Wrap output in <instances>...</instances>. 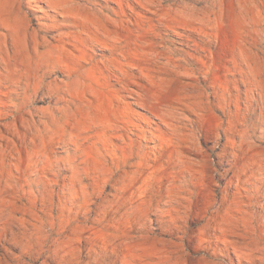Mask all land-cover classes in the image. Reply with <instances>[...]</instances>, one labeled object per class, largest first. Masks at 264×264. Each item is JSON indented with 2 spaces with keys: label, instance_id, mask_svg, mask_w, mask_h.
Segmentation results:
<instances>
[{
  "label": "rangeland",
  "instance_id": "rangeland-1",
  "mask_svg": "<svg viewBox=\"0 0 264 264\" xmlns=\"http://www.w3.org/2000/svg\"><path fill=\"white\" fill-rule=\"evenodd\" d=\"M0 264H264V0H0Z\"/></svg>",
  "mask_w": 264,
  "mask_h": 264
}]
</instances>
